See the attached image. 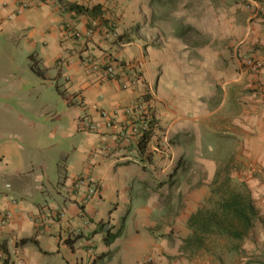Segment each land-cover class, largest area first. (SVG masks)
I'll return each mask as SVG.
<instances>
[{
	"label": "crops",
	"instance_id": "0c3cea01",
	"mask_svg": "<svg viewBox=\"0 0 264 264\" xmlns=\"http://www.w3.org/2000/svg\"><path fill=\"white\" fill-rule=\"evenodd\" d=\"M220 2L207 15L197 6L202 12L192 33L173 31L166 16L171 29L152 34L159 43L122 48L105 24L86 35L94 18L66 10L62 0H0V38L21 47L1 54L13 62L11 71L5 62L0 67L11 82L10 92L0 93L8 101L0 132V212L14 213L3 238L15 264H138L149 254L155 264L187 262L182 241L171 236L180 222L172 195L187 186L175 191L172 170L193 131L235 139V151L248 161L230 177L244 178L253 198H264V66L246 65L264 59V15L252 18L243 0ZM101 61L115 63L118 76L103 79L94 70ZM126 61L142 78L124 89ZM141 101L144 108L133 114ZM99 109L113 114L116 126L105 127ZM82 118L98 129L83 127ZM146 118L149 130L133 133ZM156 131L159 149L152 144ZM80 176L102 184L90 204L83 201L86 188L74 186ZM192 213H185V224ZM107 229L121 233L107 243Z\"/></svg>",
	"mask_w": 264,
	"mask_h": 264
},
{
	"label": "rangeland",
	"instance_id": "374dc122",
	"mask_svg": "<svg viewBox=\"0 0 264 264\" xmlns=\"http://www.w3.org/2000/svg\"><path fill=\"white\" fill-rule=\"evenodd\" d=\"M91 1V0H90ZM103 5L104 18L98 19L100 25L105 24L107 32H112L116 35V41L120 47L124 48L126 44L131 42H143L145 46H153L159 43L158 40L152 38L153 33H162L171 29L166 24V16L173 26V31L192 33L196 31L194 28L197 25L198 13L197 6L205 10V14L209 11L210 4L219 5L220 0H99ZM263 9L259 8L251 0H243L241 7L249 11L252 18H258L264 15V0L258 1ZM96 4V3H92ZM88 5H91V3ZM219 9V8H217ZM216 14H220L221 9H215ZM170 13L173 17L171 20ZM209 17V16H206ZM151 40L153 43H151ZM162 43L167 40H160ZM160 42V45H161ZM18 42L5 41L0 38V67L5 62L6 67L11 71L13 62H6V58L2 57L3 50H10L18 47ZM18 48H21L20 46ZM15 62L21 63L19 54L15 56ZM261 61L264 62V59ZM25 65V63H24ZM257 71V70H256ZM12 73V72H10ZM8 74L2 72L0 69V93L8 94L11 90L8 82L10 77ZM0 94V96H2ZM8 101L0 97V132L6 126L7 116L6 104ZM159 123V121H157ZM160 134L164 137L165 128H160L157 124ZM209 132V133H208ZM157 133V134H156ZM154 133L152 144L155 148L161 144V135L158 131ZM191 132L187 138L189 144H184L183 154L176 155V158L181 159L177 167L173 169V187L176 190L187 186L185 193H174L173 198L178 200L174 206V219L180 221L178 229L171 233L173 242L182 241L181 250L183 254H188L187 259L181 261L180 264H264V198H253V194L244 178H231V183L227 186L228 191H249L254 200V204L259 210V219L255 222L252 231L245 240H236L224 234H211L205 238L203 248L197 250L184 251L183 243L191 234L189 224H185L186 214L193 213V215L200 207L217 208V199L220 197L219 193H215V187H220L227 175L231 176V171L237 174L239 168L245 165L248 160L244 158V153L235 151L237 141L229 137H222L220 135H209V129L204 133L195 134ZM160 137V138H159ZM172 146L174 145L170 138H165ZM202 139V143L201 142ZM163 142V143H165ZM198 142V143H197ZM174 147V146H173ZM159 149V148H158ZM151 154V153H150ZM238 156V157H237ZM177 161V160H175ZM237 168V169H236ZM231 169V170H229ZM236 169V170H235ZM234 173V174H235ZM181 180L184 181L181 183ZM248 189V190H247ZM212 198V199H211ZM259 202V203H258ZM260 204V205H258ZM188 208V209H187ZM186 213V214H185ZM183 221L184 224H180ZM189 221V220H188Z\"/></svg>",
	"mask_w": 264,
	"mask_h": 264
},
{
	"label": "trees",
	"instance_id": "16d2710c",
	"mask_svg": "<svg viewBox=\"0 0 264 264\" xmlns=\"http://www.w3.org/2000/svg\"><path fill=\"white\" fill-rule=\"evenodd\" d=\"M62 1L65 9L70 12L87 14L94 19L103 20L104 18L103 5L100 3L85 5L67 0ZM31 67L37 75L44 76V71L35 63H32ZM148 138L150 139V135L145 137L146 141L141 144L142 148L146 147ZM225 180L220 187L214 189V192L220 195L216 203L217 208L202 206L190 216L188 226L191 234L184 240V251L203 248L205 238L211 234H224L236 240H245L259 219V210L254 204L251 193L240 190L228 191L227 186L232 180L229 175ZM120 233V230L112 232L107 229L105 241L111 243Z\"/></svg>",
	"mask_w": 264,
	"mask_h": 264
},
{
	"label": "built area",
	"instance_id": "2783aa9c",
	"mask_svg": "<svg viewBox=\"0 0 264 264\" xmlns=\"http://www.w3.org/2000/svg\"><path fill=\"white\" fill-rule=\"evenodd\" d=\"M258 1L260 0H251L252 3L256 4L259 8L263 9V6ZM102 27L103 26L100 25L98 19H93L91 22V26L86 31V35L93 36L94 34H96L97 31H99L100 28L102 29ZM103 28L106 29L105 27ZM74 35L77 38L83 37V35L79 31H75ZM246 65L253 70H259L264 66V62L258 59H248L246 61ZM123 66L129 72V78L127 81L122 82V87L124 89H127L131 86H135L139 84L141 82L142 77L138 69L135 66H133L131 62H127V61L123 63ZM94 68H95L94 70H96L103 79H112L118 76L117 66L115 63L111 61L95 62ZM145 104H146L145 101L138 102L134 106V110L132 113L136 114L138 111H141V109L144 108ZM99 114L101 117V122L105 127L112 128L116 126L115 116L111 114L109 111L105 109H99ZM80 124L90 131H96L98 129L97 123L92 122L87 118H82L80 120ZM149 127H150V121L148 118H146L139 125L132 126L131 131H133V133L139 136H142L143 133L149 130ZM74 186L77 189H81L83 187L86 188L84 200H83L85 204H90L95 198L101 195L102 184L100 183V181H92L90 178H87L85 176H80L76 179ZM7 187H10V185H7ZM11 203L14 205L17 204V200L14 198L11 199ZM13 217H14V213L13 210L10 208L3 209L0 212V264H15V261L12 258H10V256L7 254V251L5 249L4 238H3L4 231L6 227L9 224H11ZM59 217L64 218L65 213H61ZM35 221L39 223L44 222L40 219V217H37ZM138 264H155V257L153 254H149Z\"/></svg>",
	"mask_w": 264,
	"mask_h": 264
}]
</instances>
